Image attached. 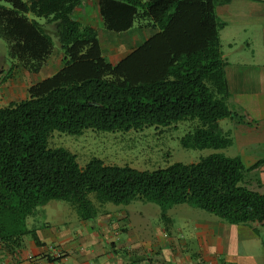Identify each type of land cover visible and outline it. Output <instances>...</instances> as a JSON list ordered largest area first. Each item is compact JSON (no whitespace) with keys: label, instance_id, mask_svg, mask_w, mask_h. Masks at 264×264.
<instances>
[{"label":"trees","instance_id":"obj_1","mask_svg":"<svg viewBox=\"0 0 264 264\" xmlns=\"http://www.w3.org/2000/svg\"><path fill=\"white\" fill-rule=\"evenodd\" d=\"M84 1L0 0V37L11 60L2 81L19 68L40 73L56 50L54 36L62 55L61 67L30 84L25 98L0 105V246L12 255L22 250L35 233L28 219L54 199L68 201L82 220L96 218L107 203L141 200L159 205L164 222L168 209L186 203L264 228V156L246 165L240 155L215 152L141 170L97 156L81 165L69 149L50 145L54 132L142 131L188 121L184 147L232 146L220 121L243 120L230 106L226 22L217 13L232 0H96L100 27L75 16ZM102 31L128 48L135 33L145 39L113 64Z\"/></svg>","mask_w":264,"mask_h":264},{"label":"crops","instance_id":"obj_2","mask_svg":"<svg viewBox=\"0 0 264 264\" xmlns=\"http://www.w3.org/2000/svg\"><path fill=\"white\" fill-rule=\"evenodd\" d=\"M93 9L96 0H85L75 16L90 23ZM217 13L226 26H236L223 50L230 106L243 121L228 119L223 128L242 157L244 149L264 148V0H232L218 5ZM141 34L133 35L126 54L145 39ZM4 75L0 103L17 94L11 86L15 75L2 81ZM148 203H107L94 219L82 220L76 212L62 223H53L46 204L28 219L35 233L25 237L22 250L12 255L0 246V264H56L52 247L62 253L63 264H264V228L258 223H230L186 203L168 209L164 222L161 207Z\"/></svg>","mask_w":264,"mask_h":264},{"label":"rangeland","instance_id":"obj_3","mask_svg":"<svg viewBox=\"0 0 264 264\" xmlns=\"http://www.w3.org/2000/svg\"><path fill=\"white\" fill-rule=\"evenodd\" d=\"M91 22L97 27L102 26L98 17L97 10H92ZM90 17V15H89ZM85 18V17H82ZM238 21V20H237ZM235 24L228 25L221 30L223 47L227 51L226 42L231 38V32L234 33ZM52 28V27H51ZM102 45L108 61L116 64L126 54L128 47L120 37H111L102 31ZM56 50L46 63L42 71L38 74H32L24 69H15L13 76L15 80L11 82L15 93L13 100H20L27 96V89L30 84L37 82L58 70L62 65V55L57 50H61L57 38L54 36ZM126 50V51H125ZM11 66V60L8 58V43L4 38L0 37V73H6ZM18 87L20 88L18 90ZM1 95V93H0ZM10 102V98H8ZM9 102L3 101L0 105H6ZM228 119L220 121L222 127H225ZM190 122L185 121L177 125V127H150L142 131L131 130L129 132H96L86 130L81 135H68L65 133L54 132L50 137V145L52 147H65L73 152L81 165H85L89 159L97 156L108 164H128L141 170H152L157 167H165L175 162L194 163L202 157L208 156L215 152H222L228 156L240 155L237 145H232L223 149L214 148H187L181 145V137L189 130ZM251 149H244L241 154L246 165H249L250 159L254 162L263 157L262 150L264 148L253 146ZM251 154V155H249ZM249 155V156H248ZM259 172V170H258ZM264 178V171L259 172ZM256 187V186H255ZM135 204L144 201H133ZM158 206L156 203H148ZM47 213L53 223L64 220H72L75 209L72 205L61 199L51 200L46 205ZM43 215V211L41 212ZM32 218V217H30ZM162 218V217H161ZM63 220V221H62Z\"/></svg>","mask_w":264,"mask_h":264},{"label":"built area","instance_id":"obj_4","mask_svg":"<svg viewBox=\"0 0 264 264\" xmlns=\"http://www.w3.org/2000/svg\"><path fill=\"white\" fill-rule=\"evenodd\" d=\"M51 255L54 257L55 260H57L56 264H63L62 263V253L58 250H56L54 247L51 248ZM34 256L29 255V258L32 259Z\"/></svg>","mask_w":264,"mask_h":264}]
</instances>
